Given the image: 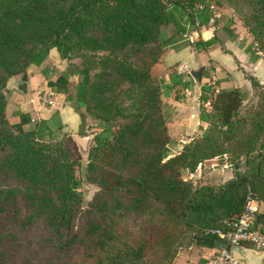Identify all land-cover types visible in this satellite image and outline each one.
<instances>
[{
  "label": "trees",
  "instance_id": "1",
  "mask_svg": "<svg viewBox=\"0 0 264 264\" xmlns=\"http://www.w3.org/2000/svg\"><path fill=\"white\" fill-rule=\"evenodd\" d=\"M221 3L238 13L264 53V0H0V264H171L183 246L181 235L189 231L192 240H219L209 227L225 228L248 198L264 197V109L240 115L254 88H262L258 79L245 75L250 92L233 87L212 97L202 89L200 119L209 126L215 119L216 130L224 127L225 149L212 129L200 127L199 138L169 155L162 86L151 74L169 44L162 26L172 23L179 33L195 30L209 23L213 5ZM213 43L199 40L194 46L200 50ZM53 48L61 59L82 58L76 104L102 124L86 164L87 178L100 189L87 209L80 207L76 191L75 168L82 157L72 134L48 141L45 136L62 131L61 125L41 119L31 128L28 115L14 112L18 122L6 115L8 80L40 65ZM74 73L69 68L49 83L71 102L67 76ZM209 98L210 109L204 107ZM243 126L249 127L245 161L235 168L244 172L215 193L193 190L181 170L219 152L233 154L228 135ZM154 204L172 219L159 236L157 225L144 217ZM190 210L199 215L196 224L188 219ZM201 226L209 227L198 231ZM41 229L40 247L21 260L19 237Z\"/></svg>",
  "mask_w": 264,
  "mask_h": 264
},
{
  "label": "crops",
  "instance_id": "2",
  "mask_svg": "<svg viewBox=\"0 0 264 264\" xmlns=\"http://www.w3.org/2000/svg\"><path fill=\"white\" fill-rule=\"evenodd\" d=\"M212 11L213 16L207 25L192 31L188 29L181 33L182 38L169 39L168 48L153 68V75L162 86V101L171 111L166 118V126L172 142L181 143L198 132L200 127L205 128L206 123L200 119L199 111V97L204 87L211 91L214 86L210 84L213 83L217 90L237 87L250 92L252 87L246 74L264 85V57L253 50V38L247 28L232 10ZM209 39L214 41L212 46L200 50L194 46L199 40ZM252 55L257 57L251 59ZM62 62L58 51L53 48L40 65L31 64L25 73L8 80L6 115L12 122L19 121V114L13 115L14 112L24 113L30 117L28 126L31 128H34V122L43 119L52 126L61 125L63 132L83 133L82 109L68 101L65 94L56 93L49 86L61 74L56 75L63 70ZM209 63L224 75L217 72L212 79L194 75ZM55 69L58 71L53 74ZM43 94L50 95L51 104L41 101ZM251 199V205L256 209L255 226L264 231V197ZM222 246L219 240L204 243L193 239L177 250L171 264H207L208 258ZM230 249L242 264H264V248L255 249L243 244Z\"/></svg>",
  "mask_w": 264,
  "mask_h": 264
},
{
  "label": "rangeland",
  "instance_id": "3",
  "mask_svg": "<svg viewBox=\"0 0 264 264\" xmlns=\"http://www.w3.org/2000/svg\"><path fill=\"white\" fill-rule=\"evenodd\" d=\"M232 10L233 13L235 14V16H238V13L235 12L233 9L229 8V6H226L225 4L221 3V4H214L213 5V10L218 11H222V10ZM245 15V14H243ZM239 17V16H238ZM162 33H163V39L166 41H168L169 39H175V37L179 36V37H183L181 35V33H179L176 29V27L172 24L169 23L167 25L162 26ZM169 42V41H168ZM251 46L253 47L254 51H257L260 53V56L264 57V53H262V49L259 46V43L256 40H253ZM168 48L167 47L164 48V50ZM164 53V51H163ZM162 53V54H163ZM103 52H99L97 53L98 56L102 55ZM161 54V56H162ZM160 56V57H161ZM160 59V58H159ZM63 62V66L61 72H57L56 75H58L59 73L61 74H65L66 73V69H75V73L74 75H70L67 76L68 80L70 81L71 85H69V92L72 95V97H75V100L72 101V103H77L76 101V84L79 83L80 79H81V75L78 74L77 69L81 68L82 65H84L82 58L81 57H71L69 59H62ZM158 62V61H157ZM156 62V63H157ZM156 63L152 66L151 68V74L153 75V68L156 65ZM55 71H58V69L53 70V74H55ZM218 70H216V68L212 65V64H208L205 66V69L203 71L204 75L209 77V78H213L212 76H216L217 75ZM218 75H224V73H220L218 72ZM155 78V82L160 84V80H158V78L156 76H154ZM214 81V80H213ZM211 86H214V92L211 94L210 88L209 90V94L208 96H212L214 97V94L216 93V86L211 83ZM210 87V86H208ZM262 88H254V94L253 96L250 97L249 100H245L244 101V107L240 110V115H244L246 117H251L252 111L253 110H260L262 111V109H264V85H261ZM216 89V90H215ZM218 91V90H217ZM7 92V91H6ZM44 94L40 96L41 101H43L45 104H48L47 102H45L43 100ZM205 108H207L204 105ZM82 109V122H84V129H83V133H81V135H91L92 137H94V134L99 132L102 124L101 122H99V119H95L93 115H91L85 107H81ZM251 109H253L251 111ZM162 110L163 112H165L167 114L166 118L171 114L170 109L168 108V106H166L164 104V102L162 101ZM215 119H212V123L209 126L208 124H206L205 128H209L213 130V135L215 138L216 143L222 147L223 149L226 148L225 143L223 142V137L220 134L221 129H224V127H218L217 130L215 129ZM51 125V124H49ZM36 126V122H34V127ZM52 126V125H51ZM54 127V126H52ZM208 129V130H209ZM247 129H249L248 126H243L240 131L238 130V132H234L233 134L228 135V137H230V142H229V147L231 149H233V151H235L233 154L231 152L228 151H223V152H219L214 156H210L209 158H202L201 162L195 166L193 169L190 168H185L181 170V175L183 180L187 181L188 183H190L191 188L193 190H199V191H204V189L206 188L207 191H209L210 189L212 190V193H215L217 190L215 189L218 186H222L224 185L227 181H229L230 179L235 177V174L237 173H243L244 171L242 170L243 168H239L236 169L235 167H237L239 164L242 165L243 162L245 161V155L243 154L245 147L243 146L244 144V139L246 138L245 135H247ZM113 130L116 131V125L113 124ZM200 132V131H199ZM67 133L60 131H55L52 134H47L45 136V140L48 141H56V140H61L63 138V136H65ZM74 134H79L78 132H75ZM73 135V134H72ZM264 136V135H263ZM262 136V137H263ZM200 134L198 132H196L195 134H193L192 136H190L187 139H184L183 142H172L169 141L168 142V149H169V155H175L177 154L179 151H181L187 144L188 142L191 140L190 138H199ZM201 139V138H200ZM215 143V142H214ZM211 143L212 148L213 149H217V147H215V144ZM94 145L93 142V138L92 140H90L89 142V150L90 147ZM78 147V145H77ZM78 150L81 154V161L80 164L76 166L75 168V179L78 183V185L76 186V191L77 193L80 195V207L82 209H87L88 204L90 202V200L92 199L93 195L100 189V187L98 186V184L96 182L90 181L87 178V174H86V164H87V159H88V154H83L79 147ZM243 151V152H242ZM258 150H256L257 152ZM241 152V153H240ZM256 152H253L250 157L252 155H255ZM89 153V152H88ZM239 153V154H238ZM200 165V170H198V167ZM251 193V194H250ZM206 194V193H205ZM247 196H253V193L251 192V190L248 188L247 192H246ZM198 197V201H201V195L197 194ZM207 197V195H206ZM207 199V198H205ZM186 213V212H185ZM187 216L188 219H190L191 221L195 222V219L197 218V216H199L197 214L196 211L194 210H190L187 212ZM147 219L148 223H153L156 224L157 226V234L156 236H159L160 234L164 233L165 231L169 230V224L172 222V219H170L166 212L160 208L158 205H151V207L147 210L145 216ZM131 218V217H129ZM200 226V225H199ZM209 226H201L200 228H198V231H202L205 230V232L207 231ZM206 228V229H205ZM211 229H215L214 227H209ZM208 233H210V229L207 231ZM27 231L21 234V238L19 237V240L23 243V246H21L18 251L20 252V257L21 260H25L29 255L31 251H34V253H36L38 246L40 247L39 244H37V242L39 240H41V237L44 233L43 229H41L40 233L37 232H30V234L26 235ZM192 233L191 232H187L184 235H181L179 237V243L181 245H188L192 242ZM32 242V246L28 247L29 243L31 244ZM34 242V243H33ZM177 246V245H176ZM48 255H51L50 251L47 252ZM48 259V258H47ZM44 260V262H46V260ZM43 262V263H44Z\"/></svg>",
  "mask_w": 264,
  "mask_h": 264
},
{
  "label": "built area",
  "instance_id": "4",
  "mask_svg": "<svg viewBox=\"0 0 264 264\" xmlns=\"http://www.w3.org/2000/svg\"><path fill=\"white\" fill-rule=\"evenodd\" d=\"M214 87H211V93ZM43 100L52 103L50 95H44ZM204 105L210 109L211 99H207ZM251 198L247 199L243 211L237 217L226 222L225 228L210 229V233L216 235L223 246L208 258L207 264H242L234 256L231 247L248 244L255 249L264 248V231L255 226L256 209L251 205Z\"/></svg>",
  "mask_w": 264,
  "mask_h": 264
},
{
  "label": "water",
  "instance_id": "5",
  "mask_svg": "<svg viewBox=\"0 0 264 264\" xmlns=\"http://www.w3.org/2000/svg\"><path fill=\"white\" fill-rule=\"evenodd\" d=\"M204 67H201V69L199 71H195L194 75L198 78H200L202 76V71H203ZM72 138L74 139V141L77 143L80 151L83 154H88L89 152V142L90 140H92V136L91 135H81V133L79 134H73ZM198 170H200V165L198 167Z\"/></svg>",
  "mask_w": 264,
  "mask_h": 264
}]
</instances>
